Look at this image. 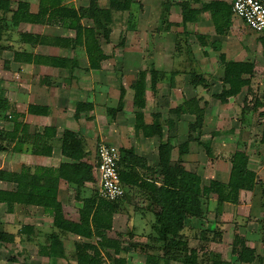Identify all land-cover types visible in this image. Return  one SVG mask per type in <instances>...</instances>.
Instances as JSON below:
<instances>
[{
  "label": "crops",
  "instance_id": "obj_1",
  "mask_svg": "<svg viewBox=\"0 0 264 264\" xmlns=\"http://www.w3.org/2000/svg\"><path fill=\"white\" fill-rule=\"evenodd\" d=\"M30 4V11L32 13H37L39 9V0H22ZM185 0H166L165 2H159L161 7V12L157 17L147 19L145 22L147 24H154V19L156 21V30L153 31V34H160L162 36L170 35L172 32L182 34V39L184 44L189 43L191 38L194 37V45L192 48L188 45L184 48V54L187 55V61L183 60V63H186L188 66H194L192 71L187 69H172L174 65H171L170 68L172 71H179L182 74L175 77L174 80L158 85V92L154 95L150 89L146 91V108L144 110L145 120L147 124L152 122V115L155 113H161L163 119L167 118V112L169 109H175L177 106L183 104L184 102L195 99L198 101L194 106H199L200 109L204 110V122L202 130H198L193 133V141H189L188 144V153L185 154L181 159V166L188 172L196 173L201 176L204 185L209 184L210 181H218L223 184H227L230 177L231 163L230 158L236 153H245L249 158V167L254 170L257 174L258 180L264 183V180L260 178V173L258 172V167L254 165L256 155H253L250 152L249 141H244L245 138H249L251 131L246 128L242 129V126L237 128L232 127H223L219 129L218 117L216 113L213 114V119L209 117V111H211L210 103L208 104L207 92L208 90L212 91L217 87L223 89L225 86L222 82L223 79V70L224 67L220 61V57L223 55L226 61L242 62L253 64L254 76L252 78L251 84L248 87H245L243 91L237 97L229 99L227 104H222L220 101L215 99V96L220 94L221 91H216L211 94V100H214L216 104L220 107H225L231 104L232 102L239 101L242 99L244 107L245 99L250 102L253 99L249 97L253 93L258 94V99L264 104V81L261 82L259 78L264 77V34H258L252 30H247L245 27L247 25L243 20L236 17L233 13L231 17L225 18L221 22L220 27H216L214 20L211 17L209 12H202L198 17L195 23H187L182 25V10L180 3ZM234 0H204L205 3L210 2H219L231 6ZM11 2V1H10ZM35 2V3H32ZM18 3V2H17ZM16 3V4H17ZM16 4L11 2V7H15ZM64 4L73 6L76 9H80L75 5L68 4L64 0ZM156 5V4H155ZM201 6L194 5V8L199 9ZM81 8H86L82 6ZM144 9L147 12L148 7L144 2L141 3V10ZM143 16V12L141 13ZM139 19V18H138ZM141 19V18H140ZM83 20L82 24H84ZM92 22V21H91ZM136 23L143 24L138 20ZM160 23V24H159ZM163 23V24H162ZM159 24V26H158ZM162 25V27H160ZM168 25L171 26L168 27ZM26 26L35 30L20 32L21 27ZM86 26V25H85ZM91 26V25H88ZM56 28L64 30L65 32H71V35L75 37L73 31H68L60 27L48 26V25H32V24H21L19 27L10 29L9 31L2 34L1 48L0 53L11 52L12 57L14 52L27 51L34 55H41L46 57H62L71 60H76L77 64L73 65L74 67L69 70L58 69L55 67L42 66V65H33L26 63H19L14 61L11 62V66L14 64L17 66V69L22 73L23 78H27L21 85H18L20 88H12L10 93H5L4 98L7 99L10 106L13 108V112L17 115L20 114L23 117H20L18 121L23 122L30 126L29 135L33 136L36 132L43 133L45 128H54L55 136L50 141L52 146L51 156L47 155H36L32 152V142L23 146L22 153L14 152L12 149L0 153V171H5L8 174L16 173L19 174L23 168H29L32 172L38 169V173H42L44 170H55L62 163L71 162V160L62 155L61 152V140L65 131H72L79 134L83 140V146L85 151L84 162L87 164L93 165L94 169V182L86 183L85 187L78 192L75 187H72L64 180H57L56 178L47 179V178H36L32 180L29 178L30 182L36 181V184L43 185H52L57 187L58 200L63 206V213L67 220L71 222L78 223L80 220L79 211L82 208L83 200L88 199L93 196V192L90 194L89 188L94 186L96 198L97 192L100 185L99 173L96 169L97 163V150L100 144H108L116 146L118 148H125L127 150L133 149L134 155L140 157L144 163L145 169L138 170L141 176L146 180V184L143 187H130L127 190V196L125 197L124 204L122 205L121 210L114 215L113 217V229H115L116 218L122 215L131 217L125 227H127L126 232L129 230L133 232L136 236L139 234L140 240L135 241V243L126 242L131 248H138L146 250L143 252L142 264L146 262V255H154L161 257L163 252L158 251L162 247L161 242H152L151 238H156V233L154 225L156 223L157 214L160 212V207L156 202H153L155 197L154 194L150 192L151 188L148 185L153 182L149 171L159 172V155H158V146L160 143L159 138L154 137L152 139H145L140 134L137 135L134 131V112L135 108L133 106V91L130 89L131 82L128 84L126 77L127 71L124 68H121V65L115 67L111 66L112 72L107 71L108 67L105 66V62L112 60L113 55L110 59L101 62L100 70H92L89 65V60L84 48L77 49H64L59 47L52 46H36L30 47L21 42L22 34H32V35H45L40 33V28ZM248 28V27H247ZM246 30V31H245ZM244 31V32H243ZM113 32V31H112ZM111 32V34H112ZM19 33V34H17ZM19 35V38L13 42V35ZM49 37H65L64 35H47ZM179 36V35H177ZM111 39V35H110ZM4 40V46H3ZM197 42V44L195 43ZM14 45L21 46V49H13ZM66 50L69 53H73V56H61L59 51ZM199 54V55H198ZM80 56V57H79ZM109 56V55H107ZM198 56V57H197ZM116 57V56H115ZM193 57L198 58V63L192 61ZM115 59V58H114ZM191 59V60H190ZM113 63L115 60H112ZM104 63V64H103ZM195 67H198L197 70ZM157 68V67H156ZM169 69V71H170ZM219 71V86L216 85L214 78L210 75L213 71ZM168 72V71H167ZM170 72V73H171ZM194 72L204 79V83L197 87H193L190 83L188 73ZM258 73L262 76L258 77ZM34 75H38L37 78H46L48 82L45 84L38 83L36 87H33L31 84V79L36 78ZM184 76L189 80V84H180L177 82L178 78ZM248 78V76H246ZM61 80V82H60ZM123 85L126 89V97L124 99V109L116 114L114 119H111L108 116V110L116 109L119 102L120 91L119 87ZM148 88L150 84H147ZM217 88V89H218ZM27 89V92H26ZM200 89L202 92L199 93ZM163 90V91H162ZM251 90V91H250ZM2 93L3 91L0 90ZM214 91V90H213ZM154 96V97H153ZM151 97V105H150ZM82 104L83 109L77 113V105ZM30 105H39L42 107H47L49 109V114L47 116H36L28 113V107ZM207 105L209 108L207 110ZM263 109V108H261ZM222 110V109H221ZM260 110V109H259ZM258 110V111H259ZM242 112V111H241ZM78 114V115H77ZM246 115V114H245ZM14 116V115H13ZM260 116V115H259ZM194 115H184L181 117V123L178 125V131L175 134L178 138L175 139L176 144L185 143L188 140L187 125L189 122L193 121ZM211 119L212 128L208 126V120ZM2 121L4 122L3 128L10 132L13 129V122ZM197 138V140H196ZM210 143L211 151L210 154L207 153L206 144ZM263 142V141H262ZM15 144V143H14ZM13 144V146H14ZM264 144V142H263ZM262 145V144H261ZM12 146V147H13ZM178 146L172 151V162H176L179 159ZM260 155H263L260 153ZM210 175V178L208 177ZM154 183L156 187L161 186V180L154 178ZM150 182V183H149ZM46 183V184H45ZM16 187L15 184L8 181H0V190H14ZM65 197V202L62 198ZM217 196L211 195L210 204L213 205V212L208 214L204 211L203 218H192L189 217L185 220V226L183 230L184 238L188 242V247L199 251L197 248L208 244L209 246L219 245L221 242H208L203 240V237L200 235L201 231L207 230L212 227L222 234L224 232H229L231 228H234V232L239 228L238 235L245 238L246 245L250 248H254L252 245L248 244L247 238L251 233L254 225L258 227L257 222L261 221V218L255 220L261 216V195L259 188H256L253 192L240 191L239 201L237 205L224 204L221 207L220 214L218 218L222 217L224 224L223 230L216 224L215 218L216 205H217ZM3 206V205H0ZM77 206L78 210V220H71L68 217L67 211L71 212L74 207ZM19 207L26 208L23 206L16 207L13 214H9L6 211H3L7 216H14ZM33 207H28L30 209ZM38 209V208H33ZM213 213L214 216L210 218ZM135 214V215H134ZM264 215V214H263ZM43 216H47L50 219L51 227L49 232L44 233L43 229L37 225L35 227L36 235L30 240L23 238L21 241L18 238L17 241L13 244L6 243L0 245H15L16 243L26 245V248L29 249L30 246H36L35 262L36 264H76L75 258L68 253V249L73 246L74 242L88 240L82 239L78 236L69 234L67 236L63 235L59 230L52 228V218L46 215L43 212ZM228 217V219H224ZM5 222V221H4ZM7 223V222H5ZM3 224V220H0V228H4L8 233H17L18 228L15 232L8 231V225ZM32 225V224H24ZM120 228V227H119ZM47 229V228H46ZM111 230V231H112ZM232 230V229H231ZM122 232L123 230L118 229ZM57 233L60 237L65 248V257L57 260H50L49 258L43 257L39 254V249L42 246H48L50 241L48 239L49 233ZM110 232V231H109ZM131 233L132 235H134ZM138 233V234H137ZM145 234V235H144ZM143 235V236H142ZM142 236V238H141ZM226 236V235H225ZM40 238L47 239V242L40 241ZM137 238V237H135ZM223 239V237H222ZM99 240V239H98ZM222 241V240H221ZM130 243V244H129ZM233 243V242H232ZM72 244V246H71ZM124 244L120 243V249ZM124 245V246H125ZM135 245V246H134ZM134 246V247H133ZM156 249V251H149ZM255 249V248H254ZM103 257L104 253L102 252ZM69 256V257H68ZM124 257L127 259V263L131 264L128 255ZM140 259V258H139ZM7 264H15L16 260H5ZM104 262L106 264V259L104 257ZM29 264H33L28 262ZM26 264V263H25ZM139 264V262H137ZM170 264H183L181 259L172 261Z\"/></svg>",
  "mask_w": 264,
  "mask_h": 264
},
{
  "label": "trees",
  "instance_id": "obj_2",
  "mask_svg": "<svg viewBox=\"0 0 264 264\" xmlns=\"http://www.w3.org/2000/svg\"><path fill=\"white\" fill-rule=\"evenodd\" d=\"M264 1V0H262ZM135 0H109L108 7L102 8L95 5L92 0L89 7L76 9L73 6L64 4V0H39V9L37 13L30 11V4L26 1H20L15 7H11L9 0H0V48L2 34L19 27L21 24L48 25L60 27L68 31H73L75 37H49L47 35L22 34L21 42L30 47L52 46L64 49L84 48L92 70H100L101 62L110 59L103 50L102 40L105 44L110 43V35L113 25V13H127L131 16ZM194 5L201 6L199 9ZM137 7V6H136ZM182 10V25L195 23L197 17L202 12H209L216 27L222 28L221 22L232 15V5L228 6L219 2L205 3L204 0H185L180 3ZM9 16V20L7 19ZM83 20L92 21L93 26H85ZM6 21V23H4ZM128 28L134 30V24L130 20L127 22ZM163 24V23H162ZM162 27V25H160ZM168 27L171 28L170 25ZM14 61L19 63L42 65L55 67L58 69L69 70L77 64L76 60L62 57H46L34 55L27 51L14 52ZM220 61L224 67L222 82L225 85L220 94L215 99L222 104H227L229 99L237 97L245 87L250 86L254 76V66L250 63L226 61L222 55ZM179 71L172 72L170 78L155 67L150 71H140L135 81L131 83L130 89L133 91L134 112V131L145 139L159 138V172L149 171L151 177L160 179L161 186L156 187L154 180L149 182L150 192L154 194V201L160 207L154 225L156 238L152 242H161L162 247L158 250L163 252V256L146 255L145 264H170L172 261L181 259L183 264H200V252L188 247V242L184 238L183 230L185 220L189 217L203 218L204 211L209 213V203L211 195L217 196L216 216L220 214L221 207L224 204L237 205L240 191L253 192L259 188L261 195V207L264 208V183L258 180L257 174L249 167V158L245 153H236L230 158L231 171L227 184L218 181H210L204 185L201 176L193 172L186 171L181 165V158L188 153L189 141H193V133L202 130L204 122V110L199 106L195 99L188 100L177 106L175 109H169L168 117L163 119L161 113L152 115V122L146 123L144 110L146 108V91L148 89L156 95L158 85L164 83L167 79L172 81L176 76L181 75ZM150 75V86L147 85V77ZM190 83L197 87L204 83V79L198 74L188 73ZM248 76V78H246ZM120 96L116 109L108 110V116L111 119L124 109V99L126 89L123 85L119 87ZM251 91V90H250ZM242 109L240 119L247 113V110L258 112L264 108V104L258 98L252 102L251 107L246 104ZM83 109V105H77V113ZM28 113L36 116H47L49 109L39 105H30ZM194 115V120L187 125L188 140L185 143L176 144L178 137L175 132L178 131V125L181 123V117L184 115ZM14 115V116H13ZM78 115V114H77ZM264 116V113H260ZM20 114L13 112L12 106L3 93L0 91V120L13 122V129L8 132L0 128V153L12 149L14 152L22 153L23 146L32 142V152L36 155L51 156L52 146L50 141L55 136L54 128H45L43 133L36 132L33 136L29 135L30 126L18 121ZM10 121V122H11ZM197 140V138H196ZM264 142V140H262ZM15 143V144H14ZM62 155L69 158L71 162L62 163L55 170H44L41 174L38 169L34 172L29 168H23L19 174H8L0 171V181H8L16 185L14 190H0V205L5 207L9 214H13L16 207H33L41 209L46 215L52 218V228L59 230L63 235L69 234L78 236L87 242H74L73 257L76 264H105L102 251L108 247H100L96 243L97 239L105 240L107 233L113 228V217L117 214L124 204L127 190L130 187H143L147 182L138 170L145 169L144 161L134 155L133 149L119 148L120 161L119 176L125 195L118 201H106L96 198V193L92 197L83 200L82 208L79 211L80 220L78 223L67 220L63 213V206L58 200L57 187L52 185L36 184V181L30 182L29 178H56L64 180L80 192L86 183L94 182L93 165L84 162L86 156L83 146V140L78 133L65 131L61 140ZM14 144V146H13ZM13 146V147H12ZM112 146V145H111ZM179 159L172 162V151L177 148ZM116 147V146H115ZM207 153L210 154L211 145L206 144ZM99 157L97 154L96 169L98 170ZM46 184V183H45ZM264 216V215H263ZM262 230L264 232V221ZM36 235L33 225H22L19 231L8 233L4 228H0V244L15 243L25 237L28 240ZM121 237V234H117ZM132 235V234H131ZM203 240L208 242H221L222 232L213 229L201 231ZM50 244L42 246L39 254L50 260H57L65 257V248L57 233H49ZM264 243V241H263ZM135 246V245H134ZM133 246V247H134ZM112 249V248H111ZM120 252V246L116 248ZM149 251H156L152 249ZM232 252L237 255L239 263L252 264L257 256L255 249L246 245L245 238L236 234L232 243ZM213 257V264H229L217 256ZM11 260H14L13 258ZM113 264H128L124 256H118L113 260Z\"/></svg>",
  "mask_w": 264,
  "mask_h": 264
},
{
  "label": "rangeland",
  "instance_id": "obj_3",
  "mask_svg": "<svg viewBox=\"0 0 264 264\" xmlns=\"http://www.w3.org/2000/svg\"><path fill=\"white\" fill-rule=\"evenodd\" d=\"M13 4H16L17 2H20L22 0H9ZM35 1V0H31ZM92 0H65L66 3L72 4L77 6L78 8L89 7ZM165 2L166 0H135V5L133 6L132 14L131 16L127 13H119L114 12L113 13V25H112V34L110 43L105 44L102 40V46L103 50L106 55H109V57H112V60H115L113 63L112 60L109 62H105V66L108 67L109 72H112L111 66L115 65L117 67L118 65H121V68H124L127 71V83H132L136 80L137 74L140 71H150L151 67H157L158 70H160L163 74H165L168 78H170L171 75V65H174V68L172 69H187L189 68L191 71L194 68V66H188L186 63H183V60L187 61V55L184 54V48L188 45L190 48L194 45V37L191 38V41H189L188 45L184 44V40L182 39V34H178L172 32L170 35H154L153 31L156 30V21L154 19V24H147L145 21L147 19H151L150 16L157 17L158 14L161 12V7L159 6V2ZM144 2L145 5L148 7L147 12L144 11V9L141 10V3ZM35 3V2H32ZM109 0H95V5H99L102 8L108 7ZM156 4V5H155ZM137 6V7H136ZM143 12V16H141V13ZM1 17V12H0ZM139 18V19H138ZM141 18V19H140ZM9 20V16L7 18ZM128 20L133 23L134 30H130L128 28ZM143 20L144 23L141 24L136 23V21ZM241 20V19H240ZM6 23V21H4ZM84 24L86 26L91 25L93 26V22L91 21H84ZM160 24V23H159ZM158 24V26H159ZM248 27V26H247ZM249 29V27L247 28ZM32 31L35 32V30H32L29 27L22 26L20 32L25 31ZM246 31V30H245ZM244 32V31H243ZM17 33V34H19ZM40 33L45 35H64L65 37H69L71 39L74 38L73 35H71V32H65L64 30L56 29V28H40ZM13 35V42L15 43V40L19 38V35ZM179 35V36H177ZM197 44V42L195 41ZM3 46H4V40H3ZM13 49L19 50L21 49V46L14 45ZM61 56H73V53H69L66 50L59 51ZM199 55V54H198ZM116 56V57H115ZM80 57V56H79ZM198 57V56H197ZM193 57L192 61L198 63V58ZM115 58V59H114ZM191 60V59H190ZM13 61L12 53L6 51L4 53H0V90L3 91V94L10 93L12 88H20L17 86L21 85L24 81L27 80V78H23L22 73L17 69L16 65L11 66V62ZM104 64V63H103ZM114 67V66H113ZM118 68V67H117ZM192 68V69H191ZM197 70H199L198 67H195ZM170 69V71H169ZM168 71V72H167ZM181 71V70H179ZM200 71V70H199ZM171 72V73H170ZM210 75L212 77H215L214 79L216 85L219 86V76L221 75L219 71H213ZM36 78L31 79V84L33 87H36L38 83L45 84L48 82L46 78H37L38 75H34ZM261 77L262 74L258 73V77ZM150 75L147 77V84L150 83ZM189 80L187 77L181 76L178 78L177 82L180 84H189ZM261 82L264 81V77L259 78ZM61 82V80H60ZM166 85L169 83L168 79L165 81ZM218 88V87H217ZM213 89L212 91L208 90L207 92V99L208 104L210 103L211 109L207 105V110L209 111V117L213 119V114L216 113L217 115L219 113L220 117H218V122L220 125H218L219 129L223 127H232L237 128L239 126H242L241 128L250 130V136L249 138H245L244 141L248 142L249 145H245L246 147H250V152H252L253 155H256V159L254 162V165L256 168L258 167V172L260 173V178L264 180V144L262 140H264V116H259L260 113H264V108L260 109L258 112L247 110L246 115L244 114L242 119H240L241 111L245 107H243L242 99H239V101L232 102L228 106L220 107V105L216 104L214 100H211V94L216 91H221L220 88ZM163 91V90H162ZM27 92V89H26ZM202 92V89H200L199 93ZM154 97V96H153ZM251 99H253L250 102H247L249 107H251L252 102L258 98L257 93H253L250 95ZM151 97H150V105H151ZM248 100V99H247ZM264 100V99H263ZM249 101V100H248ZM222 109V110H221ZM211 119L208 120V126L209 128H212ZM4 126V122H0V127ZM262 144V145H261ZM262 153L263 155H260ZM208 177L210 178V175L208 174ZM90 194L93 192L95 193V187L92 186L89 188L88 191ZM63 197V196H62ZM63 202H65V197L62 198ZM77 206L73 208V210L70 212L67 211L68 217L71 220H78V210ZM261 211L260 217H254L255 220H258L261 218L260 222H257L259 224L258 227L254 225L251 230V233L248 235L247 238L248 244L252 245L255 248L257 259L252 264H264V232L262 230V226L260 223L263 224L264 221V208ZM209 210L213 212V205L209 203ZM3 211L5 210V207L0 206V220H3V224L8 225V231L15 232L20 226L24 224H32L37 225L40 228L43 229L44 233L49 232L51 227L50 219L47 216H43V211L41 209H27L19 207L17 209V212L14 214V216H7ZM209 211V212H210ZM211 219L214 216L213 213H210ZM126 215H122L116 218L115 223V229L107 233V236L105 240L103 239H97L96 243L99 244L100 247L106 246L109 249H105L102 252L104 253V257L106 259V264H113V260L116 259L118 256H125L128 255V258L131 262V264H142L143 260V252L146 250L144 249H138V248H131L126 242L135 243V241H139V234L136 236L133 232H130L129 230L126 232L127 227H125L126 222L129 221L131 217ZM135 215V214H134ZM224 219H228V217H224ZM215 222L221 230H223L224 220L221 218H218V216L215 218ZM7 223H5V222ZM120 227V228H119ZM47 228V229H46ZM118 229L123 230L122 232L118 231ZM232 229V230H231ZM230 231L224 232L222 234L223 239L219 245L216 246H209L208 244L198 247L197 249L200 252V258L201 263L200 264H213V257L217 256V260L220 259L226 263L229 264H244L239 263V260L237 258V255L233 254L232 252V242L234 241V237L236 234H238L239 228L234 232V228H231ZM224 231V230H223ZM240 232V231H239ZM133 233L134 235H131ZM117 234H121L122 236L119 237ZM145 235V234H144ZM226 235V236H225ZM143 236V235H142ZM141 236V238H142ZM137 237V238H135ZM40 241L47 242V239L40 238ZM124 244V250L121 248L120 252H116V248L118 244ZM130 244V243H129ZM72 246V244H71ZM249 247V246H248ZM112 248V249H111ZM253 248V249H254ZM36 246H30L29 249L26 248V245L16 243L15 245H0V264H7L4 262L5 260H11L12 258L16 260L17 263L15 264H29L28 262H31L33 264H36L35 262V256L36 254ZM73 246L68 249V253L71 254V257L73 256ZM69 257V256H68ZM140 258V259H139ZM13 264V263H11Z\"/></svg>",
  "mask_w": 264,
  "mask_h": 264
},
{
  "label": "built area",
  "instance_id": "obj_4",
  "mask_svg": "<svg viewBox=\"0 0 264 264\" xmlns=\"http://www.w3.org/2000/svg\"><path fill=\"white\" fill-rule=\"evenodd\" d=\"M233 14L243 20L252 31L264 34V1L234 0ZM99 157L98 198L106 201H118L125 195L119 176V148L108 144H100L97 150Z\"/></svg>",
  "mask_w": 264,
  "mask_h": 264
}]
</instances>
